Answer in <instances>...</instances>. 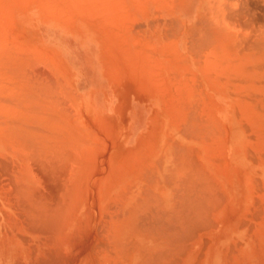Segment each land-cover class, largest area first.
<instances>
[{
	"label": "bare ground",
	"instance_id": "1",
	"mask_svg": "<svg viewBox=\"0 0 264 264\" xmlns=\"http://www.w3.org/2000/svg\"><path fill=\"white\" fill-rule=\"evenodd\" d=\"M151 10L176 22L177 37L164 59L146 36L138 70L129 41ZM52 29L105 46L122 31L130 97L162 90L141 85L153 72L175 81L176 103L153 99L173 111L170 124L149 144L129 110L117 141ZM245 125L262 148L254 160ZM250 179L262 193L248 214ZM0 264H264V0H0Z\"/></svg>",
	"mask_w": 264,
	"mask_h": 264
},
{
	"label": "rangeland",
	"instance_id": "2",
	"mask_svg": "<svg viewBox=\"0 0 264 264\" xmlns=\"http://www.w3.org/2000/svg\"><path fill=\"white\" fill-rule=\"evenodd\" d=\"M152 10H153V8H152ZM152 10H151V13L153 12L154 14L152 13L151 17H149V19L146 20V19L142 18V19H138L137 20V23H140L139 25H144V24L148 25L146 30L143 31L144 33L142 32L141 34L139 33L140 36L138 35L141 38V40H140V38L138 36H135V34H134L131 37L132 39L130 38V41H129L131 43L132 49H133V55H134V63L133 64H134L135 67H137V69L139 68V65H140V58L138 56H136V54L137 55H139V54L141 55L140 49L143 50V48H141V47H143V45H142L143 42H144L143 39L146 38V36H149V34H150V36H154L155 37V38L153 37V44H155V43L158 44L156 49L161 52L160 55L162 54L161 57H163V58H164L163 52L165 53V55H170L171 54V52L168 50V47L171 46L170 45V40L171 41L176 40V37H177V28H176V25H175L176 22L174 20L172 21L171 19H169L168 16H166V14L164 12L160 13V12H156V11H152ZM149 15H150V13H149ZM157 17H159V18H157ZM154 19H156V20L159 19L160 21L158 22V21H155ZM166 20H168L167 21L168 23L167 22L165 23ZM148 22H151L150 24H153L154 26L156 25L155 28L152 27V29H154V31H151L152 30L151 29V25L148 24ZM158 24H160V25H158ZM165 25H167V26H165ZM159 28H161L160 31H159ZM162 31H163V35L161 34ZM168 31H170L169 33L172 36V37L169 36L170 38L168 37L169 34L167 35ZM174 33H175L176 36L174 35ZM151 34H153V35H151ZM46 36L47 37L48 36L51 37L50 40L52 42H55V44H57V45L58 44L62 45L63 47H65L66 49H68L72 53V56L74 57L75 65L77 64V77H76V80H77L78 86L80 88H82V89L89 88V91L91 92V94L93 93L92 95H93L94 99H95V97L97 98V103L96 104H97V106L99 108V112H100L99 114H101L102 112L103 113L105 112V114L106 113H110L111 114V115H109V116H111L110 117L111 119L109 118V116H107L108 119H109L108 126L109 127L110 126L114 127V133L115 134H113V135H115V136H113V137L116 139L117 136H118L117 141H122V139L124 138L123 137L124 136V131H126V128L129 127V124H128V112L130 110V105H131L132 101L134 102V99H135V95L134 94L130 97V93L129 92H130L131 85L130 84L128 85V83L124 84L125 80L121 79L124 76L125 72L123 70H120L118 72V65L121 64L123 62V60H125L123 53L126 50V46L124 45L123 40H122L123 39L122 31L120 33H116L115 36L111 35V40L107 36L108 39L111 41L107 46L104 45L102 38H100V40H99L98 38H96V36L94 35L93 32H87V31L85 33H83L82 35H77L75 32L69 33V32L58 31L57 29H52L51 31H48L46 33ZM163 37L165 39L168 38L169 40L168 39L165 40ZM135 39H137V40H135ZM164 44H165V46H164ZM164 47H167L166 50L164 49ZM154 54H155L154 56L158 58V56H159L158 52H155ZM152 72H153V70H152ZM166 75H168V73H166ZM153 76L149 77L150 80L146 81L145 82L146 84L145 83H141V85L144 86L145 89L147 87L148 91L151 89L152 92H154V91H156L158 89H162L161 91L166 92V94H164V93L158 94L157 92L158 91L161 92L160 90L156 91L154 93L155 95H151V94L148 95L147 94L148 95V100H149L148 102H150V105H153L152 104L153 101H154V104L156 105L157 100H153V99H155L156 97H159V95L160 96L162 95L161 97H164V98H169V97L171 98V96H172V98L170 100L173 102V104L176 103V100L174 102V99H173L174 95L173 94L170 95L171 93L176 92V90H177V87H176L177 85H176L175 81H173V80L168 81L169 77L168 78L165 77V78H167V82L159 83L160 79L158 78V76H155L154 72H153ZM208 76L211 79L213 77V74H212V72L210 70H209ZM238 77H240V75ZM162 78H164V77H162ZM157 79H158V81H157ZM111 80H112V82H111ZM169 80H170V78H169ZM155 81L158 82V85L156 83H154ZM152 82L154 83V85H153ZM173 82H174V84H173ZM234 83L236 85L237 81L234 82ZM196 86L195 85L191 86L193 88V92L194 93L198 92L197 89H196ZM171 89H175V90H173L171 92ZM232 89H234V88H232ZM232 89H231V92H232ZM229 90H230V88H229ZM241 94L243 95V92ZM174 97H176V96H174ZM201 98L202 97L200 96V100H201ZM109 100L112 103L113 107H111L109 110H105V109L109 108L108 107ZM171 101H170V104H172ZM177 103H178V101H177ZM158 105H159V103H158ZM244 124H245V122H244ZM159 125L160 124H156V126H159ZM117 127H118V129H117ZM204 127L205 126H203V128ZM208 128L209 127H207V132L210 131V130H208ZM249 129L250 128H247V126H246L245 130L243 131L244 132L243 133L244 134V139H243V141H244V150L246 149L248 152H251V153L247 152V155L248 156L250 154L253 155L254 157L252 156V157H249V158L254 160L256 156H260V154L262 152V148H260L261 145L258 147L259 143H258V145H256V148H255V145H254L255 141L253 139V135L250 133V131H252V133L254 134V131H253V129H250V130ZM211 130H212L211 132H214L213 129H211ZM202 133H204L203 130H202ZM134 134L137 135V134H140V132H137V133H134ZM146 134L150 137V139H148V142L150 144L151 140H152V137H151L152 131H150L149 133H146ZM197 135L200 136L199 134H197ZM203 135L204 134H201L200 137L202 139H205V137L203 138ZM206 135H207V133H205L204 136H206ZM249 135L250 136L252 135V137H250ZM247 136H249V137H247ZM249 138H252V139H249ZM185 139L186 140L183 142L184 144L182 143L183 145H186L187 147H193V148L198 146L200 148L199 150L202 151V154H204V156H205V154H208L207 151H208L209 147L211 146L209 142L207 143V141L209 139L206 140V143H207L208 146H204V141L205 140L201 144H198L197 141L194 138H192V140L191 139L188 140L187 137H185ZM248 144H250V147L248 146ZM251 145H252V147H251ZM253 146H254L255 150H253ZM205 147H207L208 149L205 148ZM246 147L247 148L249 147V148L247 149ZM211 148L212 149H209V150L212 151L213 147L211 146ZM126 150H127V147L125 148V151ZM139 155H140V153H139ZM249 164L252 166L250 168L251 169L250 172H252V173L258 172V168H257V166L254 163H248V165ZM252 182H253L252 179H250L249 181L248 180H246V181L244 180V185H247V187L244 188V213H248V214L250 213V209L255 207V205H256L255 201L257 200V198L260 197V195L262 193V192L259 191L260 190L259 188H258L259 190L256 189L258 186L256 187L254 182L253 183ZM251 183L253 184V186H252ZM248 192H250V193H248ZM252 192L254 193V195H253ZM246 220H250V218L247 217ZM251 222H252V225H254L256 221L251 220Z\"/></svg>",
	"mask_w": 264,
	"mask_h": 264
},
{
	"label": "crops",
	"instance_id": "3",
	"mask_svg": "<svg viewBox=\"0 0 264 264\" xmlns=\"http://www.w3.org/2000/svg\"><path fill=\"white\" fill-rule=\"evenodd\" d=\"M148 101L149 100H148L147 96H146V101L138 100L137 97L135 96L134 102L132 101V103L130 105V112H129L130 119H131L130 124L134 128L136 133L137 132L141 133V132L154 131V128H155V130H159L160 127H161V129H163L164 125L170 124V118L167 115L173 114V111H171V110L167 111L168 114H165L166 111H164L162 109H161V112H159L160 109L156 111V108H154V106H153L154 103H153V105H150V102H148ZM160 113L162 114V116ZM144 115H146V116H144ZM155 120H157V121H155ZM160 122H161V124H160ZM157 123L160 124L161 126L157 127L156 126ZM154 126H156V127H154ZM172 151H173V149H172ZM173 191H174L173 188H170L167 190L166 196L168 199L170 197H172L171 195H172Z\"/></svg>",
	"mask_w": 264,
	"mask_h": 264
}]
</instances>
